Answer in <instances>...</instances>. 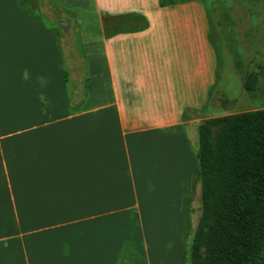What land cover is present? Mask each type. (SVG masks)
I'll list each match as a JSON object with an SVG mask.
<instances>
[{"label": "crops", "instance_id": "0c3cea01", "mask_svg": "<svg viewBox=\"0 0 264 264\" xmlns=\"http://www.w3.org/2000/svg\"><path fill=\"white\" fill-rule=\"evenodd\" d=\"M35 2L0 0V264L164 263L214 79L206 10Z\"/></svg>", "mask_w": 264, "mask_h": 264}, {"label": "trees", "instance_id": "16d2710c", "mask_svg": "<svg viewBox=\"0 0 264 264\" xmlns=\"http://www.w3.org/2000/svg\"><path fill=\"white\" fill-rule=\"evenodd\" d=\"M257 83L255 71L243 76L247 93ZM197 137L201 212L189 264H264V107L207 117Z\"/></svg>", "mask_w": 264, "mask_h": 264}, {"label": "rangeland", "instance_id": "374dc122", "mask_svg": "<svg viewBox=\"0 0 264 264\" xmlns=\"http://www.w3.org/2000/svg\"><path fill=\"white\" fill-rule=\"evenodd\" d=\"M20 1L30 10H37L35 0ZM199 1L203 4L208 19L205 31L208 59L213 64L214 79L209 89L210 97L203 107L186 111L187 119L193 120L187 127L191 149L190 157H187L190 173L192 168L194 173L198 170L197 126L201 121L207 117L264 107V0ZM46 19L50 25L54 24L51 19ZM57 28L63 31L60 24H57ZM80 29V25L70 28L72 36ZM75 41L74 46L77 48ZM250 71L258 74L257 90L251 94L243 89V76ZM191 184V194L182 203V231L179 230V208L177 209V233L183 235L181 245L177 240L176 251L174 248H164L167 258L160 264H189L192 235L201 212L200 185L197 177L192 183L191 178L190 182L185 178L177 181L178 197Z\"/></svg>", "mask_w": 264, "mask_h": 264}, {"label": "water", "instance_id": "95a60500", "mask_svg": "<svg viewBox=\"0 0 264 264\" xmlns=\"http://www.w3.org/2000/svg\"><path fill=\"white\" fill-rule=\"evenodd\" d=\"M205 120V119H204Z\"/></svg>", "mask_w": 264, "mask_h": 264}]
</instances>
